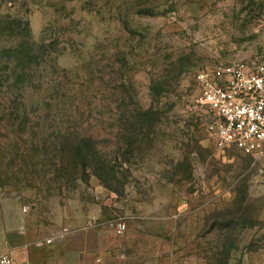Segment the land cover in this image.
Here are the masks:
<instances>
[{
    "label": "rangeland",
    "instance_id": "rangeland-1",
    "mask_svg": "<svg viewBox=\"0 0 264 264\" xmlns=\"http://www.w3.org/2000/svg\"><path fill=\"white\" fill-rule=\"evenodd\" d=\"M261 55L264 0H0V254L43 223L97 264H264V170L216 144L196 83Z\"/></svg>",
    "mask_w": 264,
    "mask_h": 264
},
{
    "label": "built area",
    "instance_id": "built-area-1",
    "mask_svg": "<svg viewBox=\"0 0 264 264\" xmlns=\"http://www.w3.org/2000/svg\"><path fill=\"white\" fill-rule=\"evenodd\" d=\"M198 101L210 119L206 130L223 149L234 148L264 170V55L251 62L215 65L198 72ZM122 233L125 222L116 224ZM0 264H16L8 252Z\"/></svg>",
    "mask_w": 264,
    "mask_h": 264
},
{
    "label": "crops",
    "instance_id": "crops-1",
    "mask_svg": "<svg viewBox=\"0 0 264 264\" xmlns=\"http://www.w3.org/2000/svg\"><path fill=\"white\" fill-rule=\"evenodd\" d=\"M91 219L96 220V216ZM46 226L34 223L6 231L2 252L10 253L16 264H97L101 261V249L87 244L78 249L70 244L67 234H58ZM94 226L93 222H89L85 233Z\"/></svg>",
    "mask_w": 264,
    "mask_h": 264
},
{
    "label": "trees",
    "instance_id": "trees-1",
    "mask_svg": "<svg viewBox=\"0 0 264 264\" xmlns=\"http://www.w3.org/2000/svg\"><path fill=\"white\" fill-rule=\"evenodd\" d=\"M30 43V42H29ZM26 43L25 44H12L10 46V50H12L13 52H18L21 54V59L26 58L27 56H29V54L33 51V47L31 46V44ZM20 55H17V57H19ZM22 59V60H23ZM24 61V60H23ZM19 62H21V60L19 59ZM32 75L29 74H25L23 72H16V70L13 71V73H9L7 75V95L4 96V101H7V103H10L12 101V97H13V87L14 85H17L18 83H24L25 81H27L26 86L28 85L29 81L31 80ZM8 81L10 82V84H8ZM34 81V79H33ZM42 85V83H41ZM2 95H4V93H0V96L2 97ZM57 133L59 134V136L62 138L63 136L67 135V136H73L71 140L78 138L79 134L81 132H77V131H72L69 130L68 128H60L59 131H57ZM64 139V138H63ZM77 141V140H76ZM79 143V144H78ZM76 145L74 143V148L73 146H71L72 150H73V154L76 158H81V159H86V160H90L92 158V154L89 151L85 152V148H86V144H85V139L81 138L79 140ZM54 168H53V173L54 171H57V175L56 178L57 180H60L62 178V172H60V168H58L57 162L53 161L52 162ZM50 171V170H49ZM100 176V174H98ZM101 177V176H100Z\"/></svg>",
    "mask_w": 264,
    "mask_h": 264
}]
</instances>
